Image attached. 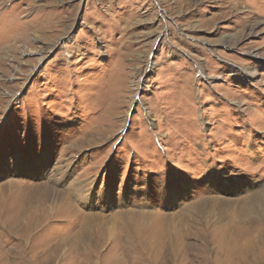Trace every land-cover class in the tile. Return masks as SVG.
Wrapping results in <instances>:
<instances>
[{
  "label": "rangeland",
  "instance_id": "1",
  "mask_svg": "<svg viewBox=\"0 0 264 264\" xmlns=\"http://www.w3.org/2000/svg\"><path fill=\"white\" fill-rule=\"evenodd\" d=\"M0 264H264V0H0Z\"/></svg>",
  "mask_w": 264,
  "mask_h": 264
}]
</instances>
